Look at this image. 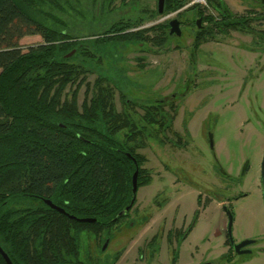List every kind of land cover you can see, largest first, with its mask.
Returning a JSON list of instances; mask_svg holds the SVG:
<instances>
[{"label":"trees","instance_id":"16d2710c","mask_svg":"<svg viewBox=\"0 0 264 264\" xmlns=\"http://www.w3.org/2000/svg\"><path fill=\"white\" fill-rule=\"evenodd\" d=\"M114 2L103 0L99 11L85 13L77 8L82 0H0V247L13 264H114L118 254L110 262L84 257L81 234L100 237L128 215L120 212L134 197V172L139 170V187L152 178L139 149L149 135L173 128V104L167 110L162 103L142 105L141 125L128 109H117V91L124 105L135 103L118 65L121 48L146 42L164 46L172 35L169 21L141 27L142 15L107 20ZM187 3L166 0L164 14ZM208 5L214 12L200 3L182 12L202 18L200 28L191 20L197 27L195 51L216 34L252 31V21L264 19L262 11L236 14L224 0H208ZM148 12L159 15L158 8ZM76 16L83 23L93 18L90 33L75 32ZM31 34L43 42L24 50L20 41ZM158 239L156 234L148 244L152 254L159 251ZM0 264H8L1 252Z\"/></svg>","mask_w":264,"mask_h":264},{"label":"rangeland","instance_id":"374dc122","mask_svg":"<svg viewBox=\"0 0 264 264\" xmlns=\"http://www.w3.org/2000/svg\"><path fill=\"white\" fill-rule=\"evenodd\" d=\"M224 1L236 14L264 12L260 0ZM194 3L188 0L178 11L152 18L148 11L158 8V0H115L105 16L113 21L142 15L141 27L181 21V35L173 34L164 46L146 42L121 48L118 65L135 103L124 105L119 91L115 98L117 109H128L139 125L144 123L142 105L149 103H162L165 110L173 104L175 120L171 130L149 135L139 149L152 178L138 188L128 215L100 237L82 232L84 257L110 262L118 254L114 264H264V19L253 20L252 31L216 34L195 51L197 27L191 20L200 16L189 10L182 14ZM101 7L103 0L77 5L85 13ZM92 24V17L83 23L76 16L75 32L86 35ZM20 42L27 50L43 37L26 35ZM95 79L93 74L88 81ZM85 92L86 85L79 91L80 104ZM224 206L233 214L234 241L255 240L251 252L231 248ZM156 234L159 251L152 254L147 247Z\"/></svg>","mask_w":264,"mask_h":264},{"label":"water","instance_id":"95a60500","mask_svg":"<svg viewBox=\"0 0 264 264\" xmlns=\"http://www.w3.org/2000/svg\"><path fill=\"white\" fill-rule=\"evenodd\" d=\"M165 1L166 0H158V11H159V13H163L164 12ZM201 21H202V18L200 17V19L197 20V24H198L199 28L201 27V25H200ZM169 26H170V31L169 32H170L171 35H173V34L181 35V33H182L181 21L178 18L171 19L169 21ZM73 53H74V51L72 53H70L69 55H72ZM212 142L213 141L211 140V143ZM128 156L130 158H132L135 163H137L136 159L134 158V156H132L130 153H128ZM138 173H139V170L136 169V171L134 172V175H133V194H134V197H133V199L131 201V204L128 205L125 210L121 211L120 215L126 214L132 208V206H133V204L135 202L136 193H137L138 188H139V186H138ZM46 203L49 204L51 207H53V208L65 213V210L63 208H60V207L56 206L51 200L46 199ZM224 208H225V210L227 211V213L229 215L228 235H229V239H230L231 244L235 248V251L237 253H239V254L251 252V250H249V249H242V248L254 243L255 240L254 239H245V240L240 241L238 243H236L234 241V238L232 236V225H233V220H234L233 214L231 213V210L227 206H224ZM70 217L73 218V219H76L78 221H81V222L92 223V222L96 221L95 218H91V217H81V218H79V217H76L74 215H70ZM106 246H107V242L104 244L103 249H105ZM0 252L3 255V257L5 258V260H6V262L8 264H13V262L10 259V257L7 255V253H5L3 251V249L1 247H0Z\"/></svg>","mask_w":264,"mask_h":264},{"label":"flooded vegetation","instance_id":"af4514ba","mask_svg":"<svg viewBox=\"0 0 264 264\" xmlns=\"http://www.w3.org/2000/svg\"><path fill=\"white\" fill-rule=\"evenodd\" d=\"M260 2H261V4H262V6H264V0H260ZM182 24V23H181ZM261 169H262V174H261V183H262V188H263V197H264V155H263V158H262V166H261ZM135 203V202H134ZM130 211V210H129ZM129 211L126 213V214H128L129 213ZM107 240V243L109 242V238H107L106 239ZM228 242H229V244H230V246L234 249V251H235V248H234V246L231 244V242H230V239H229V237H228ZM108 245V244H107ZM250 248V245H248V246H245V247H243L242 249H249ZM102 250H103V248H102ZM250 250V249H249ZM235 253H236V251H235Z\"/></svg>","mask_w":264,"mask_h":264},{"label":"built area","instance_id":"2783aa9c","mask_svg":"<svg viewBox=\"0 0 264 264\" xmlns=\"http://www.w3.org/2000/svg\"><path fill=\"white\" fill-rule=\"evenodd\" d=\"M196 3H200L202 5H207L208 6V0H194Z\"/></svg>","mask_w":264,"mask_h":264}]
</instances>
